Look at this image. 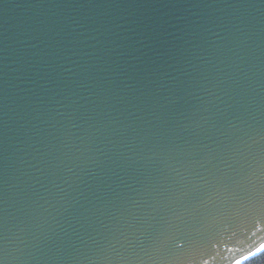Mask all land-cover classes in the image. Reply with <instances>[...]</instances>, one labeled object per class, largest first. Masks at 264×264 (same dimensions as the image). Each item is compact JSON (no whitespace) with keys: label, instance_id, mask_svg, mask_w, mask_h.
Segmentation results:
<instances>
[{"label":"water","instance_id":"1","mask_svg":"<svg viewBox=\"0 0 264 264\" xmlns=\"http://www.w3.org/2000/svg\"><path fill=\"white\" fill-rule=\"evenodd\" d=\"M261 244L264 0H0V264Z\"/></svg>","mask_w":264,"mask_h":264},{"label":"trees","instance_id":"2","mask_svg":"<svg viewBox=\"0 0 264 264\" xmlns=\"http://www.w3.org/2000/svg\"><path fill=\"white\" fill-rule=\"evenodd\" d=\"M242 264H264V251L251 257Z\"/></svg>","mask_w":264,"mask_h":264},{"label":"snow or ice","instance_id":"3","mask_svg":"<svg viewBox=\"0 0 264 264\" xmlns=\"http://www.w3.org/2000/svg\"><path fill=\"white\" fill-rule=\"evenodd\" d=\"M261 251H264V244H261L260 247L256 249V253H259ZM256 253H249V256H253ZM244 259H247V257H245ZM235 264H242V261L241 260H237V261H235Z\"/></svg>","mask_w":264,"mask_h":264},{"label":"bare ground","instance_id":"4","mask_svg":"<svg viewBox=\"0 0 264 264\" xmlns=\"http://www.w3.org/2000/svg\"><path fill=\"white\" fill-rule=\"evenodd\" d=\"M254 253H256V252H254ZM242 260H243V259H242ZM242 260H241V261H242Z\"/></svg>","mask_w":264,"mask_h":264}]
</instances>
